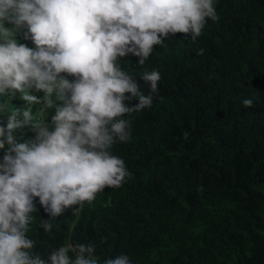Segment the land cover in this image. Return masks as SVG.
<instances>
[{
    "label": "trees",
    "instance_id": "16d2710c",
    "mask_svg": "<svg viewBox=\"0 0 264 264\" xmlns=\"http://www.w3.org/2000/svg\"><path fill=\"white\" fill-rule=\"evenodd\" d=\"M214 3L218 20L196 42L176 33L144 65L118 58L144 95L139 75L161 74L151 107L123 117L130 139L110 150L130 177L78 216L69 209L53 220L51 233L36 197L26 235L43 259L70 241L94 244L101 262L125 254L132 264H264V0ZM34 135L25 128L23 139Z\"/></svg>",
    "mask_w": 264,
    "mask_h": 264
},
{
    "label": "clouds",
    "instance_id": "9594fccd",
    "mask_svg": "<svg viewBox=\"0 0 264 264\" xmlns=\"http://www.w3.org/2000/svg\"><path fill=\"white\" fill-rule=\"evenodd\" d=\"M209 19L218 20L214 0H0V97L25 102H0L8 113L0 123V264H132L125 254L98 261L94 244L70 241L43 259L26 235L34 199L49 217L40 228L51 233L53 220L69 209L78 216L130 177L110 150L130 139L123 117L151 107L161 74L139 75L149 86L144 95L118 58L131 54L144 65L176 33L196 42ZM18 32L35 47L18 44ZM25 128L34 138L23 139Z\"/></svg>",
    "mask_w": 264,
    "mask_h": 264
},
{
    "label": "crops",
    "instance_id": "0c3cea01",
    "mask_svg": "<svg viewBox=\"0 0 264 264\" xmlns=\"http://www.w3.org/2000/svg\"><path fill=\"white\" fill-rule=\"evenodd\" d=\"M5 26L6 27H11V25H5ZM15 38L17 39V43L18 44H25L29 48H33L35 46L32 43L31 40H25L23 38V33L22 32H18ZM31 94H34V95L37 94L38 97H42L43 96V92H36L34 90L31 92ZM16 100H17V95L15 97L9 99V101H8L9 105H14ZM50 114L54 115V109H47V116L50 115Z\"/></svg>",
    "mask_w": 264,
    "mask_h": 264
},
{
    "label": "rangeland",
    "instance_id": "374dc122",
    "mask_svg": "<svg viewBox=\"0 0 264 264\" xmlns=\"http://www.w3.org/2000/svg\"><path fill=\"white\" fill-rule=\"evenodd\" d=\"M15 39H16V38H15ZM16 40H17V39H16ZM17 95H18V98H17L15 104H14V105H10V106L13 107V108L22 107L23 104L25 103L24 101H22V100L19 99V94H17ZM43 95H44V93H43ZM6 99H8V101H9V98L6 97ZM40 107H41V105H36V106L34 107V110H35V109H38V108H40Z\"/></svg>",
    "mask_w": 264,
    "mask_h": 264
}]
</instances>
